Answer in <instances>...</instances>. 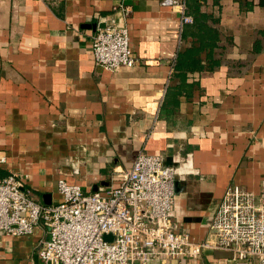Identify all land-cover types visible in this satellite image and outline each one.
I'll return each mask as SVG.
<instances>
[{"label": "crops", "instance_id": "0c3cea01", "mask_svg": "<svg viewBox=\"0 0 264 264\" xmlns=\"http://www.w3.org/2000/svg\"><path fill=\"white\" fill-rule=\"evenodd\" d=\"M0 0V176L42 203L58 179L100 191L136 153L177 165L172 222L193 239L225 188L264 178V0ZM128 10L123 18L114 7ZM127 21L133 67L97 65L92 37ZM43 231L3 237L0 264H38ZM211 236V235H210ZM204 250L184 264H233Z\"/></svg>", "mask_w": 264, "mask_h": 264}, {"label": "built area", "instance_id": "2783aa9c", "mask_svg": "<svg viewBox=\"0 0 264 264\" xmlns=\"http://www.w3.org/2000/svg\"><path fill=\"white\" fill-rule=\"evenodd\" d=\"M162 3L177 9L182 23L192 22L182 0ZM114 11L123 18L128 12L122 5ZM122 21L98 28L91 41L95 63L111 72L137 64ZM5 162L0 156V165ZM112 179L116 183L95 192L58 179L61 198L47 204L30 196L17 173L0 176V249L3 237L40 228L38 264H184L207 249L229 252L233 264H264V178L257 194L228 185L202 240L172 222L174 171L159 154L138 151Z\"/></svg>", "mask_w": 264, "mask_h": 264}, {"label": "water", "instance_id": "95a60500", "mask_svg": "<svg viewBox=\"0 0 264 264\" xmlns=\"http://www.w3.org/2000/svg\"><path fill=\"white\" fill-rule=\"evenodd\" d=\"M125 24H126V27H127V29H128V25H127V21L125 20ZM102 27H104V26H102ZM129 48H130V42H129ZM130 50H131V48H130ZM161 156V155H160ZM170 157H164V156H161V161H162V164L164 165V166H169V167H172V169H173V171H174V195H175V197H176V193H175V187H176V183H175V179H176V177H177V165H175V164H173V162H170ZM107 238V237H106Z\"/></svg>", "mask_w": 264, "mask_h": 264}]
</instances>
